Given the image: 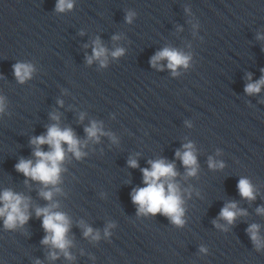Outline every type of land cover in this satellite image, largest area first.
Returning a JSON list of instances; mask_svg holds the SVG:
<instances>
[{
	"label": "clouds",
	"instance_id": "9594fccd",
	"mask_svg": "<svg viewBox=\"0 0 264 264\" xmlns=\"http://www.w3.org/2000/svg\"><path fill=\"white\" fill-rule=\"evenodd\" d=\"M74 5V0H57L56 11L64 12L71 10ZM134 13H128L126 21L131 23ZM113 39H119L114 36ZM122 48H117L111 53L113 57H119L123 54ZM190 55H186L182 51L174 48L165 47L157 52L151 58V64L156 67L161 60H167V67L173 74L179 67L187 68L189 66ZM93 60H99L101 66L107 63V49L104 48L99 39L94 41L93 54L87 58V62L91 64ZM162 70V69H161ZM34 71L33 65L29 63H17L13 65V72L18 82L23 83L31 78ZM250 78V77H249ZM264 86V76L254 83H249L245 87V92L248 94L259 93L261 87ZM62 103V102H61ZM4 111V98L0 97V112ZM52 119L57 120V116ZM83 119V117H81ZM85 132L89 139L98 140L99 135H105L101 127L94 121L91 125L85 128ZM114 139V138H113ZM86 143V142H85ZM31 144L35 146L33 155L36 157L35 163L32 160L21 159L16 164V170L24 174L25 177H30L32 180L39 181L46 189L51 186L50 190H41L40 195L52 201L53 196L60 189L56 185L60 182V173L62 171L61 164L65 160L66 151L74 154L79 159L84 153L80 150L83 146L70 128L61 129L57 124L50 126L46 135L34 137ZM48 145L50 150L45 152L41 150L42 145ZM67 145L65 150L64 145ZM183 152L177 151L176 157L182 161V164L187 169V176H195L197 173V157L195 155L194 146L192 143L183 145ZM130 167H138L135 159L128 161ZM150 168L141 169L143 173L144 187L133 190L132 202L138 205V214H162L170 219L177 226L184 224V208L183 199L181 196L179 185L175 182V177L178 173L175 170L174 163H169L164 159L149 161ZM209 167H223V164L214 163L209 159ZM237 188L241 197L249 200L255 199L253 185L248 179L241 178L237 184ZM0 218H3L4 226L7 229H14L17 225H24L29 220V199L21 194L14 193L11 190H5L0 193ZM59 205L51 203L48 207L36 208L37 217H43L42 226L47 235L42 240L43 244L51 245L54 249H59L64 253L65 257L71 259L67 249L71 241L67 238L69 231L70 220L62 212L55 211ZM258 212L264 213V208L257 209ZM242 211L237 209L234 202L226 204L220 211V218L226 220L229 224L233 223L238 215H243ZM215 223V222H214ZM112 225H109L111 227ZM219 227V225H217ZM258 225H251L248 232L257 249L262 246V241L258 235ZM84 235L91 236L92 239L98 240L99 233H93V229L85 227ZM105 235H108L105 229ZM201 251H206L201 249ZM53 259L57 258L55 252L51 253Z\"/></svg>",
	"mask_w": 264,
	"mask_h": 264
}]
</instances>
